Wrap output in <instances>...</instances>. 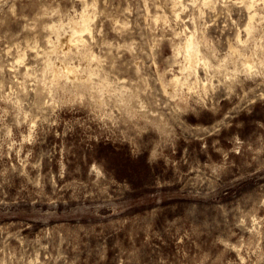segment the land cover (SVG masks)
<instances>
[{
	"label": "rangeland",
	"instance_id": "obj_1",
	"mask_svg": "<svg viewBox=\"0 0 264 264\" xmlns=\"http://www.w3.org/2000/svg\"><path fill=\"white\" fill-rule=\"evenodd\" d=\"M206 1L0 0V264H264V0Z\"/></svg>",
	"mask_w": 264,
	"mask_h": 264
},
{
	"label": "bare ground",
	"instance_id": "obj_2",
	"mask_svg": "<svg viewBox=\"0 0 264 264\" xmlns=\"http://www.w3.org/2000/svg\"><path fill=\"white\" fill-rule=\"evenodd\" d=\"M209 1L210 0H207L206 2L209 3ZM244 1L247 2L248 8H251L254 5V2H253L254 0H251V1L244 0ZM179 2H182V0H176V2H175L176 3L175 4L176 7H177V5H178ZM180 4L182 5V3H180ZM178 6L180 7V5H178ZM85 9H88V8H85ZM255 15H256V13H252L250 16L253 19V17ZM93 16H94V14L93 13H90V10H88V11L84 10L83 12H80L78 18H75V17H71L70 18V20L68 22V27L69 28L68 29H65V32H64L65 33V36L64 35L63 36H60L59 43L54 42L51 38L48 41L53 42V44H55V47L54 48H56V49H57V47H60V48L63 47L65 49H67V48H70V46L73 45V44H75L78 47H79L80 44H86V42H85L86 41L85 40V35H86V32H90L91 33ZM64 23L63 22H54V23L50 24V28L53 29V30L54 29H59V32H60L59 35H61V30L64 27ZM50 42H49V44H50ZM52 47L53 46H51V48ZM46 48H47V50L49 52L50 49H48V47H46ZM177 49H179V48H177ZM71 50H72V48H71ZM180 51H184L186 53L185 56H186V60L187 61H186V64H185V68L184 69H188L189 67L192 66L193 60L195 59V57H197L199 55V45L195 41V34L194 33H192L187 38L186 42L184 43V45L180 48V50L178 52H180ZM54 52H56V51H54ZM92 54H94V53L92 52ZM19 60H21V59H19ZM52 64H53V62H52ZM53 70H54L53 73H55V76L56 77H57V75H58L57 73L59 71L60 72H65L67 74V76L69 77V79L70 78H72V79L74 78L73 79L74 81L75 80H79L80 76H82L78 72V66L77 65H74V64H71L70 62L66 61V59H62V60H60V62L55 63ZM65 73H63V74L65 75ZM63 77H65V76H63ZM59 79H57V80H59ZM179 79L181 81V78L179 76H175V79H173L174 84H175V81L174 80H176V82H177ZM187 80H188V78H185L184 83H186ZM178 83L179 82H177V84Z\"/></svg>",
	"mask_w": 264,
	"mask_h": 264
}]
</instances>
